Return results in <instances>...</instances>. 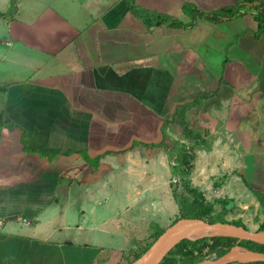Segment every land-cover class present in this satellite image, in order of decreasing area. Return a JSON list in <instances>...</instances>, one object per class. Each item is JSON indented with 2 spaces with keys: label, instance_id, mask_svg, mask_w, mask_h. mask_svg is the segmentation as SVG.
I'll use <instances>...</instances> for the list:
<instances>
[{
  "label": "crops",
  "instance_id": "crops-1",
  "mask_svg": "<svg viewBox=\"0 0 264 264\" xmlns=\"http://www.w3.org/2000/svg\"><path fill=\"white\" fill-rule=\"evenodd\" d=\"M2 1L6 12L11 0ZM47 1L19 0L13 19L0 20V76L8 83L0 89V262L52 264L65 258L63 247L78 248L50 243L68 229V217L48 211L71 193L63 174H84L101 156L109 168L117 156L131 162L132 156L153 155L168 130L183 131L186 123L203 139H215L213 145L204 141L210 159L236 155L220 160L222 170H245L242 153L264 155V34L255 35L250 6L218 25L199 20L191 30L149 32L127 11L126 0ZM244 1L137 3L188 22L184 3L213 13ZM126 170L140 181L133 199L139 212L148 175L138 158ZM90 212L94 216L95 209ZM58 219L61 224L51 228ZM30 220L36 223L32 237L20 234Z\"/></svg>",
  "mask_w": 264,
  "mask_h": 264
},
{
  "label": "rangeland",
  "instance_id": "rangeland-1",
  "mask_svg": "<svg viewBox=\"0 0 264 264\" xmlns=\"http://www.w3.org/2000/svg\"><path fill=\"white\" fill-rule=\"evenodd\" d=\"M114 1L110 0V3ZM47 2L49 6L56 5L53 0ZM259 2L264 6V0ZM0 8L1 13L8 11L4 12L3 1L0 2ZM180 19H184V17H180ZM7 86L6 78L0 76V89H5ZM4 97L5 94L0 92V111ZM201 117L203 119L202 112L198 118ZM200 129L203 131L201 125ZM202 134L199 133V135ZM166 135L162 142L165 144V148L159 145L153 155L147 153V155L130 158L131 162L137 158L140 159L143 163V173L148 175H143L141 183L146 194L143 195L145 197L143 203L139 202L141 205L139 212H136L133 199L137 190L135 186H139L140 181L129 174V170L127 172L126 169L131 162L127 160L126 156L121 155L115 157L114 160L111 159L107 163L109 168L105 166L102 159L99 162L92 160L89 162L90 170L84 174L76 169L63 174L62 181H66L71 193L68 195L67 202L61 200L62 203L58 206L51 205L48 213L57 210L60 213L57 217L65 213L68 217V229L62 231V235L57 233L53 236L50 243L55 244L54 241L72 242L78 248L63 247L62 254L65 258L52 264H58L59 261V264H128L132 257L151 241L152 226L166 230L181 217V209L176 202L177 199L180 200V196L185 194L180 178L173 173L178 163L172 149L181 144L188 148L193 142L184 138L180 126L179 129L168 130ZM204 141L207 142V145H213L215 139H203ZM203 142L201 151L196 150L195 152L196 157L190 176L192 186L198 188L208 202L215 204L212 216L216 217L215 222H222L224 219L229 222L239 220L248 230L257 231L264 222V208L252 191L264 196V155L242 153L239 161L245 165V170L242 172L222 170L220 160L226 161V157H236V155L224 156L219 153L218 156H213L210 159V155L203 151L205 143ZM217 147L223 152V147ZM261 149L264 151V148ZM239 157L240 155H237L238 159ZM140 169L142 170V168ZM87 173H93L91 179ZM151 174L157 176L158 180L151 181ZM76 177L78 178L75 179ZM102 186L105 189L102 190ZM98 190L97 198L89 196L93 191ZM138 191H141V188H138ZM80 192L84 198L80 197ZM218 200L225 201V204L217 203ZM92 208L95 209L94 216L90 212ZM84 211L85 214H82ZM184 215H187V212H184ZM109 216L115 218L109 225L99 227L103 220ZM30 221L32 225L29 227L21 225L20 234L32 237L36 223ZM60 221V219L56 220L51 228L59 226ZM78 227H81L82 230H78ZM89 227L96 228L89 232ZM52 256H57V251H53ZM48 259L47 257L46 260ZM0 260L5 259L1 258ZM27 262L30 264L29 261Z\"/></svg>",
  "mask_w": 264,
  "mask_h": 264
},
{
  "label": "trees",
  "instance_id": "trees-1",
  "mask_svg": "<svg viewBox=\"0 0 264 264\" xmlns=\"http://www.w3.org/2000/svg\"><path fill=\"white\" fill-rule=\"evenodd\" d=\"M18 1L19 0H11L8 11L6 13L0 12V19H13V17L17 13ZM259 1L260 0H247L235 6L223 8L213 13L203 12L192 4L184 3L182 10L184 16L188 19V22H183L182 20L169 14H161L154 11H149L140 6L137 3V0H126V7L127 11L133 17L141 21L144 28H146L147 31L150 32L151 30L162 27H167L174 30H191L197 25L199 20H205L218 25L220 23H224L243 16L245 13H247V11H245V7L250 6V10L248 12H250L254 17L257 25V31L255 32V35L258 36L264 34V6ZM255 2H258V4L255 5ZM199 102L200 101H197L196 104ZM186 107L187 106H185L183 109H186ZM1 124L2 116L0 113V126ZM191 127L192 126L187 123L184 124L182 134L186 140L192 141L193 144H191V146H189L188 148L184 144H181L172 149L174 158L178 163L174 168L173 173L180 178L185 194L180 196V200L177 199L176 203L181 209V217L174 223H176L180 219H198L204 220L209 224H232L247 229L245 225L239 220L229 222L224 219V221L222 222H215L214 219L216 217H212L215 204L208 202L205 199L204 194L200 192L198 188L192 186L190 176L193 171V165L196 157L195 151L202 149L203 139L201 135L195 133V131L192 130ZM165 138L166 135L164 137V140ZM198 142L199 144H197ZM162 146L165 148L164 143H162ZM190 150H192L193 152ZM252 192L264 208V196H262V194L260 193H257L256 191ZM219 202L223 205L225 204V201L223 200H218L217 203ZM184 212H187V215H184ZM152 227L153 232L151 241L143 250L136 253L128 264H131L139 259L165 231V229H161L158 226ZM257 231H264V222ZM237 245L254 252L264 253V246L256 245L246 241L238 242L237 240L230 238L202 239L195 242L184 240L174 245V247L171 248L165 255V257L161 260L160 264H195L205 259H211L212 256L219 258ZM0 264L8 263L0 262ZM14 264H28V262L26 260H23L22 263Z\"/></svg>",
  "mask_w": 264,
  "mask_h": 264
},
{
  "label": "water",
  "instance_id": "water-1",
  "mask_svg": "<svg viewBox=\"0 0 264 264\" xmlns=\"http://www.w3.org/2000/svg\"><path fill=\"white\" fill-rule=\"evenodd\" d=\"M230 238L264 246V231H250L232 224H209L204 220L180 219L152 244V246L131 264H160L168 251L184 240L195 242L202 239ZM264 263V253L254 252L241 246H234L221 257L205 259L195 264H250Z\"/></svg>",
  "mask_w": 264,
  "mask_h": 264
},
{
  "label": "built area",
  "instance_id": "built-area-1",
  "mask_svg": "<svg viewBox=\"0 0 264 264\" xmlns=\"http://www.w3.org/2000/svg\"><path fill=\"white\" fill-rule=\"evenodd\" d=\"M23 223L29 224V222H27V220H23ZM2 225V222H0V226Z\"/></svg>",
  "mask_w": 264,
  "mask_h": 264
}]
</instances>
